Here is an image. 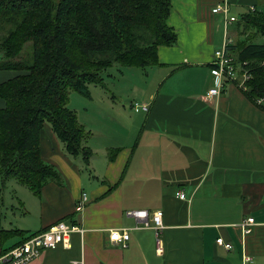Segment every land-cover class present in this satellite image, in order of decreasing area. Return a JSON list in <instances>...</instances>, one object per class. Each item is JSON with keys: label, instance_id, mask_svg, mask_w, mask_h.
Wrapping results in <instances>:
<instances>
[{"label": "crops", "instance_id": "0c3cea01", "mask_svg": "<svg viewBox=\"0 0 264 264\" xmlns=\"http://www.w3.org/2000/svg\"><path fill=\"white\" fill-rule=\"evenodd\" d=\"M224 4L237 20L264 8V0H171L167 24L177 41L157 49L159 66L149 75L155 85L140 102L149 111L139 112L144 117L130 144L86 146L89 175L44 126L42 158L59 180L44 185L40 197L27 188L33 197L8 211L22 212L10 230L34 236L66 222L83 232L72 234L69 249L44 250L29 264H264V110L236 84L215 100L204 98L214 51L226 34L238 39L236 29L225 34L224 17L213 13ZM18 74L0 72V84ZM83 194L87 203L77 210ZM132 211L162 212L159 244L153 230L135 229L140 224L127 215ZM249 218L254 226L244 235L241 224ZM123 228L127 246L112 245L108 231Z\"/></svg>", "mask_w": 264, "mask_h": 264}, {"label": "trees", "instance_id": "16d2710c", "mask_svg": "<svg viewBox=\"0 0 264 264\" xmlns=\"http://www.w3.org/2000/svg\"><path fill=\"white\" fill-rule=\"evenodd\" d=\"M170 10L171 0H0V72L20 73L0 84V179H14L36 197L59 180L42 158L45 125L70 156L88 165L92 152L83 143L90 133L68 108L69 93L91 99L88 86H102L101 75L114 64L159 66L158 47L177 41L167 24ZM235 29L238 39L229 50L250 73L242 92L253 103L262 99L264 110V44L254 42L264 37V8L240 15ZM28 43L30 53L23 52ZM116 152L109 150L110 160ZM4 235L19 240L0 256L32 236Z\"/></svg>", "mask_w": 264, "mask_h": 264}, {"label": "rangeland", "instance_id": "374dc122", "mask_svg": "<svg viewBox=\"0 0 264 264\" xmlns=\"http://www.w3.org/2000/svg\"><path fill=\"white\" fill-rule=\"evenodd\" d=\"M217 16L222 17L223 20L221 13ZM235 28V24L228 25L230 37L234 36ZM254 42L264 44V37L258 36ZM28 47L31 48L30 43L24 46L23 52L30 53L31 49H27ZM149 75L150 68L142 70L114 64L101 75L102 86H88L91 99L75 92L69 93L68 108L75 112L78 122L90 133L83 143L84 146L90 145L95 149H105L130 144L131 137L135 139L137 125L144 115L135 113L130 104H140L143 94L148 93L154 87L155 82ZM72 159L83 167L81 172L83 176L89 175L90 168L82 164L81 156ZM26 196L33 197L25 186L20 185L14 179L6 181L0 179V249L8 248L13 244L14 239L5 238L4 234L11 233L10 229L16 228L22 218V212H15L12 215L8 211L16 210L12 206L18 208L16 202L18 199L24 201Z\"/></svg>", "mask_w": 264, "mask_h": 264}, {"label": "built area", "instance_id": "2783aa9c", "mask_svg": "<svg viewBox=\"0 0 264 264\" xmlns=\"http://www.w3.org/2000/svg\"><path fill=\"white\" fill-rule=\"evenodd\" d=\"M250 11H254L251 9ZM213 13H221L224 17L225 34L228 33V25L237 22V18L229 13L228 5L224 4L213 9ZM233 41L225 35V41L220 49L213 53V58L210 63L211 85L207 89L204 98L207 101H212L219 98L225 91L228 85L236 84V86L246 92V83L250 79V73L244 70L237 63L233 53L229 50ZM264 65V62H263ZM256 105L262 104V99L255 101ZM133 110L136 113L149 111L148 105L135 104ZM181 199L184 195L178 193ZM87 203L86 196L83 194L77 205V210H80ZM139 222V226L135 229H151L155 232L157 243H160L158 236L163 229L162 212L161 211H132L127 213ZM254 219L249 218L241 224L243 234L248 235L252 232ZM131 230V229H130ZM83 230L75 224H67L66 222H58L48 228V230L30 237L20 245H17L8 253L0 256V264H27L38 258L44 250L56 249L63 247L69 249L71 246V236L74 233H82ZM108 240L112 245L125 248L129 240L128 229H113L108 231ZM217 244L223 246L225 250H231V245L225 243L221 238L216 240ZM245 262H250L249 258L244 259ZM72 264H80L74 262Z\"/></svg>", "mask_w": 264, "mask_h": 264}]
</instances>
